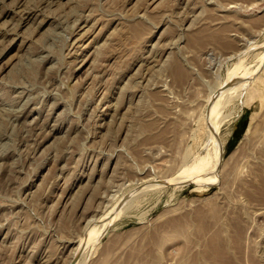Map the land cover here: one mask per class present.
I'll return each mask as SVG.
<instances>
[{
  "label": "rangeland",
  "instance_id": "rangeland-1",
  "mask_svg": "<svg viewBox=\"0 0 264 264\" xmlns=\"http://www.w3.org/2000/svg\"><path fill=\"white\" fill-rule=\"evenodd\" d=\"M262 174L264 0H0V264H264Z\"/></svg>",
  "mask_w": 264,
  "mask_h": 264
},
{
  "label": "bare ground",
  "instance_id": "bare-ground-1",
  "mask_svg": "<svg viewBox=\"0 0 264 264\" xmlns=\"http://www.w3.org/2000/svg\"><path fill=\"white\" fill-rule=\"evenodd\" d=\"M249 77H251V76H249ZM249 77H246L247 79L243 82V87H242V88H244V86L248 84V82H249V81H248V78H249ZM228 86H229V85H228ZM237 87H238V86H237ZM239 87H241V86L239 85ZM239 87H238V88H239ZM246 88H247V87H246ZM248 98H249V97H248ZM248 98H247V99H248ZM212 113H213V112H212ZM213 114H214V113H213ZM255 118H257L256 115H252V117H251V122H250V124H249V126H248V128H247L246 133H245L246 135H247L249 132H251V130H252V128H253V125H252V124L254 123ZM213 121H214V119H213L211 122L213 123ZM207 122H208V121H207ZM210 125H211V124H210ZM256 125H257V124H256ZM213 126H214V125H213ZM213 126H212V127H213ZM210 129H211V131H214L213 129H215V127H213V128L210 127ZM253 129H254V128H253ZM255 129H256V128H255ZM208 130H209V128H208ZM215 131H216V130H215ZM215 131H214V132H215ZM216 132H217V131H216ZM210 133H211V132H210ZM211 135H212V134H211ZM216 135H217V134H216ZM249 135H250V134H249ZM212 136H213V135H212ZM210 137H211V136H210ZM213 138H214V137H213ZM209 139H210V138H209ZM214 139H215V138H214ZM215 141H218V140H215ZM218 148H219V145H218ZM218 151H219V149H218ZM217 154H218V153H216V156H217ZM219 160H220V158H219ZM260 160H261V159H260ZM198 161H200V160H198ZM215 163H216V162H215ZM199 164H201V163H199ZM196 165H197V164H196ZM216 165H217V163H216ZM218 165H219V164H218ZM202 166H205V164H204V165L201 164L200 167L197 166L198 168H196V169H197L196 172L201 173V172H202ZM214 166H215V165H214ZM195 167H196V166H195ZM205 167H206V166H205ZM215 167H216V166H215ZM239 167H240V166H239ZM185 169H186V168H185ZM190 170H191V169H189L188 171L191 172L192 170H191V171H190ZM212 170H214V169H212ZM205 171H206V170H205ZM186 172H187V171H186ZM194 172H195V171H194ZM184 173H185V172H184ZM209 173H210V174H209ZM216 173H217V172H215V171H213V172L210 171V172H208V175L206 174L205 176H207L208 178H210L211 176H213L212 174H214V176H215ZM183 176H184L185 178H187V179H190V178H191L190 176H188V175H186V174H183ZM262 176H263V179H264V174H262ZM262 176H261V178H262ZM173 177H175V176H173ZM180 177H181V176H180ZM171 178H172V177H171ZM181 178H182V177H181ZM214 178H216V177H214ZM176 180H180V179H176ZM181 180H182V179H181ZM184 180H186V179H184ZM184 180H183V181H184ZM163 182H164V181H163ZM163 182H160V180H158V183H163ZM260 182H261V181H260ZM154 183H155V182H154ZM262 183H263V182H262ZM150 185H152V184H150ZM154 185H155V184H154ZM89 221H90V220H89ZM90 224H91V223H90ZM91 225H92V224H91Z\"/></svg>",
  "mask_w": 264,
  "mask_h": 264
}]
</instances>
